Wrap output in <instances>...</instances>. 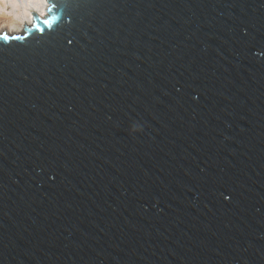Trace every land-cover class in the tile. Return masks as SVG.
<instances>
[{
	"label": "water",
	"instance_id": "1",
	"mask_svg": "<svg viewBox=\"0 0 264 264\" xmlns=\"http://www.w3.org/2000/svg\"><path fill=\"white\" fill-rule=\"evenodd\" d=\"M48 1L0 36V264H264V0Z\"/></svg>",
	"mask_w": 264,
	"mask_h": 264
},
{
	"label": "bare ground",
	"instance_id": "2",
	"mask_svg": "<svg viewBox=\"0 0 264 264\" xmlns=\"http://www.w3.org/2000/svg\"><path fill=\"white\" fill-rule=\"evenodd\" d=\"M48 0H0V33H18L34 21L33 13L45 17ZM8 13L5 12L6 9Z\"/></svg>",
	"mask_w": 264,
	"mask_h": 264
},
{
	"label": "rangeland",
	"instance_id": "3",
	"mask_svg": "<svg viewBox=\"0 0 264 264\" xmlns=\"http://www.w3.org/2000/svg\"><path fill=\"white\" fill-rule=\"evenodd\" d=\"M49 3V2H48ZM8 6V9H6V11L5 12H7L8 13V10H9V5H7ZM49 6V5H48ZM34 21V20H33ZM32 25V24H31ZM31 25H27V27L28 26H31ZM26 31V29H25V27L20 31V32H18V33H7V32H2V33H5V34H20V33H24Z\"/></svg>",
	"mask_w": 264,
	"mask_h": 264
},
{
	"label": "snow or ice",
	"instance_id": "4",
	"mask_svg": "<svg viewBox=\"0 0 264 264\" xmlns=\"http://www.w3.org/2000/svg\"><path fill=\"white\" fill-rule=\"evenodd\" d=\"M45 23H48L47 21H45ZM0 36H4L5 39H7V35L5 33H0Z\"/></svg>",
	"mask_w": 264,
	"mask_h": 264
}]
</instances>
